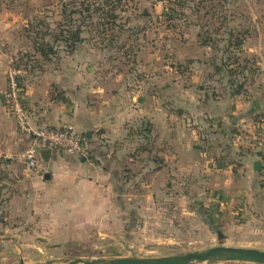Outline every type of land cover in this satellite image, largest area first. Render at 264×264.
I'll use <instances>...</instances> for the list:
<instances>
[{"label": "rangeland", "instance_id": "1", "mask_svg": "<svg viewBox=\"0 0 264 264\" xmlns=\"http://www.w3.org/2000/svg\"><path fill=\"white\" fill-rule=\"evenodd\" d=\"M81 2L88 12H74ZM78 27L82 39L67 38L70 49L63 36ZM41 42L52 50L47 58L34 47ZM11 80L28 110L25 90H50L52 115L67 103L61 90H98L102 97L85 102H103L105 120H114L108 130L116 131L91 145L83 138L88 167L59 152L57 166L28 168L3 96ZM263 98L264 0H0V264L151 258L215 246L264 251L262 226L224 213L214 189L222 176L208 174L202 161L192 167L183 150L192 130L216 148L219 129L231 140L241 125L262 122V114L245 111ZM212 110L226 125L210 126ZM176 129L183 142L172 158L168 136Z\"/></svg>", "mask_w": 264, "mask_h": 264}, {"label": "crops", "instance_id": "2", "mask_svg": "<svg viewBox=\"0 0 264 264\" xmlns=\"http://www.w3.org/2000/svg\"><path fill=\"white\" fill-rule=\"evenodd\" d=\"M61 91H63V95L67 97V103L66 105L64 103L59 104L57 110H54L56 114L52 115L51 112H49L51 108L50 101H52L50 90H25V103L29 102L31 109H33L28 110L25 107L31 118L32 116H36V112L41 117V119H38L40 122L41 120L45 122L47 121L49 124L55 125L54 127H51L55 129L60 128L64 124H71L84 136L83 138L87 139L90 145L96 140L98 141L101 137H109V131H116L117 127L108 130V127L111 125L110 123H113L114 120H105L108 108L103 112L105 108L103 102L99 103L97 100L95 107L92 106L93 101H89L88 104V101L85 102L87 97H93L98 90ZM43 93H46V96ZM41 94L43 97H41ZM82 95H85L86 97L82 98ZM94 96L98 98L102 97ZM132 99L135 100V97L133 96ZM137 99L140 100L139 96L136 100ZM111 100L112 98H110V101ZM251 103L253 105L255 102ZM252 105L249 110L245 111V113L250 114L254 111L258 118H260V115L262 114V122L258 119L254 120L251 124L248 123L247 125H241V128L238 129L241 133H236V137L231 140L226 139L224 133L219 129V132L217 133L218 137L216 139V148L213 147L215 142L211 140L206 142L200 140L199 136L194 130H192L190 134L187 133V147H183V150L187 152L186 154L188 156H193L191 159L192 167H195L196 163L202 161L203 168L208 170V174L212 173V175L214 174L216 177L217 175L222 176L217 178L218 181L216 183L214 182V189L219 191L221 195L218 201L220 205H224V213H227V215H230L231 217L242 218V222H246L247 224L256 223L259 227L262 226V229L264 230V98L260 103H256L259 109ZM158 109L161 110L160 107H158ZM214 112L215 110L209 112L210 122H216L219 126L226 125L225 122L221 121V118H212ZM231 114L234 115V111H232ZM0 122L1 124L4 122L3 116H0ZM1 124L0 128L3 127ZM210 126H214V123ZM111 127L115 126L112 125ZM98 129H102L103 132L99 136H94L93 131ZM176 131L177 129L172 132V135L169 134L168 136L170 139L169 144L167 145L172 151L176 152L172 155V158H177L179 156L177 151L181 150L180 144L183 142L180 141L179 133ZM6 133L7 132L4 131V134ZM18 134L20 136L17 137L15 144L16 146L23 144L24 150L27 146V139L19 131ZM6 139L7 138L4 137V140ZM200 147H202V149H200ZM21 150L19 151V156L23 151ZM200 150H202V152ZM59 152L64 154V159L68 162H78L82 167H88L87 165H89L87 164L90 162L88 158L77 155H67L59 150L52 152L48 162L44 164L51 166H57V164H60L61 159L58 156ZM200 156L202 157L201 159L199 158ZM227 159H229L228 162ZM255 162L260 163L259 170L254 169ZM95 169L96 172L99 171L98 167H95ZM223 209L221 208L220 211ZM230 222L232 223L233 221Z\"/></svg>", "mask_w": 264, "mask_h": 264}, {"label": "built area", "instance_id": "3", "mask_svg": "<svg viewBox=\"0 0 264 264\" xmlns=\"http://www.w3.org/2000/svg\"><path fill=\"white\" fill-rule=\"evenodd\" d=\"M3 96L8 102L9 111L15 120L18 131L27 139V146L21 152L20 158L28 168H37L43 163L40 151L44 149H49L50 155L59 150L67 155L85 157L86 146L83 135L71 124H64L55 129L34 122L25 108L13 80L10 81L9 90Z\"/></svg>", "mask_w": 264, "mask_h": 264}, {"label": "water", "instance_id": "4", "mask_svg": "<svg viewBox=\"0 0 264 264\" xmlns=\"http://www.w3.org/2000/svg\"><path fill=\"white\" fill-rule=\"evenodd\" d=\"M253 106L258 107L256 103ZM43 163H47L50 157L49 149L40 151ZM254 169H260V163H254ZM244 261L264 264V251L255 248H242L230 246H215L202 252H189L183 255L162 257H116L111 259H82L77 258L65 264H192L211 261ZM20 264H25L23 260Z\"/></svg>", "mask_w": 264, "mask_h": 264}, {"label": "trees", "instance_id": "5", "mask_svg": "<svg viewBox=\"0 0 264 264\" xmlns=\"http://www.w3.org/2000/svg\"><path fill=\"white\" fill-rule=\"evenodd\" d=\"M81 5L83 6V8L81 10L74 11V12H79V13L81 12L82 13V11H84V12H88L89 11V6L88 5H85L83 2H81L80 6ZM101 7H98V9H101ZM116 7H117V5L116 4H113V7L111 8V11L112 12H111L110 15L112 16V18H114V16L116 15V12H115V8ZM86 17H89V15H87ZM80 32H81L80 27H78L73 32L68 30V36H63V38H65L64 40H66V44L68 43L67 38H68L69 41L71 40L72 43L79 42L82 39L80 37ZM229 35L231 37H233V29H230L229 30ZM207 39H210V38H206L205 37L202 40L203 41L202 44H205ZM241 43H242V41L240 39H238V40L235 41V43L233 45L238 48V47H240L239 45ZM67 45H69L68 47H70V49L72 48L70 44H67ZM34 47L36 48V51L39 52V54L42 57H45V58H47L50 55L51 51H52L51 48H50V46H48V44L46 42L45 43L44 42H41L40 44L39 43H36V45Z\"/></svg>", "mask_w": 264, "mask_h": 264}]
</instances>
